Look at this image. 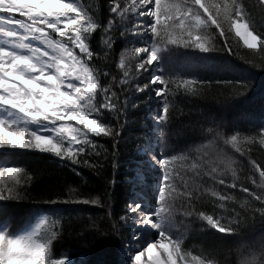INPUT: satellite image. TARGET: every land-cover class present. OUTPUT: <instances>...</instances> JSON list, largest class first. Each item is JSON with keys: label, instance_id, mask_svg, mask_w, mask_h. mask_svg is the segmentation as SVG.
<instances>
[{"label": "snow or ice", "instance_id": "obj_1", "mask_svg": "<svg viewBox=\"0 0 264 264\" xmlns=\"http://www.w3.org/2000/svg\"><path fill=\"white\" fill-rule=\"evenodd\" d=\"M237 61L242 75L215 78ZM257 77L264 0H0V264H75L57 249L59 206L69 203L106 208L123 264H264V115L200 112L182 147L172 132L192 115L181 101L215 87L223 90L211 98L230 105ZM137 93L155 106L119 214L108 191L68 186L28 205L22 220L11 215L35 199L24 156H51L77 175L118 167ZM197 236L221 246L192 243Z\"/></svg>", "mask_w": 264, "mask_h": 264}, {"label": "trees", "instance_id": "obj_2", "mask_svg": "<svg viewBox=\"0 0 264 264\" xmlns=\"http://www.w3.org/2000/svg\"><path fill=\"white\" fill-rule=\"evenodd\" d=\"M86 3H92L99 6L106 3V0H85ZM242 62L237 61L235 71H227L216 75V79H233L243 74L239 65ZM211 78V77H210ZM147 83V78H145ZM223 89L213 88L206 99H193L180 102V107L187 113L191 109L190 119L182 122L177 120L172 132L173 139L177 146H183L184 143H190V131L187 126L194 123L198 118V113L209 112L222 114L229 120H243L246 117H259L264 115V80L257 77L252 91L246 98L234 101L230 105L222 106L212 95ZM140 99L137 101L138 107L129 109L128 122L124 133L126 142L119 146V166L112 169L109 165L104 166V170L99 173L89 169H81L82 175H77L70 167L59 163L56 159L47 155H29L21 158V165L26 166L34 177L33 179V197L34 201L25 204H16L9 209V212L17 220H22L28 212V205L36 202L43 203L41 197L46 200L45 193L66 192L68 186L77 188L81 193H91L93 195L103 191L110 193V202L114 213L119 214L124 202L129 196L130 178L137 174L134 167L136 158L139 155L137 148L145 142L148 133L150 121L147 119V110L154 107L155 97L148 93L141 95L137 93ZM131 102V97H130ZM108 146V139L103 138L99 141ZM261 154L254 151V157L259 162ZM132 162V163H129ZM115 179L114 185H109L108 181ZM107 199V198H105ZM47 206V205H43ZM63 216L62 225L65 228L63 239L57 244V249L61 253H67L75 264H123L124 256L121 251V245L117 237L110 233L105 227L107 223L106 208L102 206H93L86 204H61L59 206ZM95 220L99 229H103L101 235L97 228L92 227V221ZM127 237V230L122 233ZM192 243L206 247L221 246V242L214 236H197Z\"/></svg>", "mask_w": 264, "mask_h": 264}, {"label": "rangeland", "instance_id": "obj_3", "mask_svg": "<svg viewBox=\"0 0 264 264\" xmlns=\"http://www.w3.org/2000/svg\"><path fill=\"white\" fill-rule=\"evenodd\" d=\"M138 182H140V181H138Z\"/></svg>", "mask_w": 264, "mask_h": 264}]
</instances>
